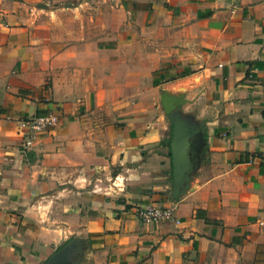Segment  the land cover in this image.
<instances>
[{"label": "crops", "instance_id": "crops-1", "mask_svg": "<svg viewBox=\"0 0 264 264\" xmlns=\"http://www.w3.org/2000/svg\"><path fill=\"white\" fill-rule=\"evenodd\" d=\"M263 217L264 0H0V264H264Z\"/></svg>", "mask_w": 264, "mask_h": 264}, {"label": "water", "instance_id": "water-1", "mask_svg": "<svg viewBox=\"0 0 264 264\" xmlns=\"http://www.w3.org/2000/svg\"><path fill=\"white\" fill-rule=\"evenodd\" d=\"M180 104L182 102H179ZM164 108L173 124L171 150L174 165L175 193L177 195L181 185L190 181L193 169L190 155L191 139L198 134V130L185 123L179 115L174 113L176 106L173 99L165 98Z\"/></svg>", "mask_w": 264, "mask_h": 264}, {"label": "built area", "instance_id": "built-area-1", "mask_svg": "<svg viewBox=\"0 0 264 264\" xmlns=\"http://www.w3.org/2000/svg\"><path fill=\"white\" fill-rule=\"evenodd\" d=\"M56 123V117L49 116L39 118L32 123V129L35 131L46 130L48 127L53 126ZM29 140L27 145H31ZM137 218L142 222H159L162 220H170L174 218V209L162 208L155 205L140 207L136 211ZM259 224L264 225V217L260 220Z\"/></svg>", "mask_w": 264, "mask_h": 264}, {"label": "rangeland", "instance_id": "rangeland-1", "mask_svg": "<svg viewBox=\"0 0 264 264\" xmlns=\"http://www.w3.org/2000/svg\"><path fill=\"white\" fill-rule=\"evenodd\" d=\"M85 257V253H83L80 246H63L46 264H82Z\"/></svg>", "mask_w": 264, "mask_h": 264}]
</instances>
